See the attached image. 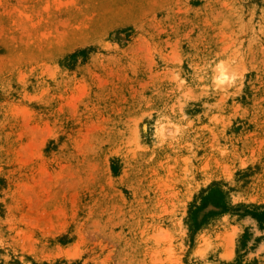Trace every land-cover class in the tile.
Masks as SVG:
<instances>
[{
	"label": "rangeland",
	"instance_id": "1",
	"mask_svg": "<svg viewBox=\"0 0 264 264\" xmlns=\"http://www.w3.org/2000/svg\"><path fill=\"white\" fill-rule=\"evenodd\" d=\"M0 264H264V0H0Z\"/></svg>",
	"mask_w": 264,
	"mask_h": 264
},
{
	"label": "bare ground",
	"instance_id": "2",
	"mask_svg": "<svg viewBox=\"0 0 264 264\" xmlns=\"http://www.w3.org/2000/svg\"><path fill=\"white\" fill-rule=\"evenodd\" d=\"M222 76H223V72L221 71V72L219 73V76L216 77V78H214V80H215V79L218 80V81H215V82H216L215 84H217V82H222V81L224 80V78H223ZM217 85H218V84H217Z\"/></svg>",
	"mask_w": 264,
	"mask_h": 264
}]
</instances>
